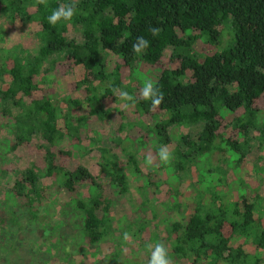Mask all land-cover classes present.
Returning <instances> with one entry per match:
<instances>
[{
	"label": "trees",
	"instance_id": "trees-1",
	"mask_svg": "<svg viewBox=\"0 0 264 264\" xmlns=\"http://www.w3.org/2000/svg\"><path fill=\"white\" fill-rule=\"evenodd\" d=\"M68 3L77 8L73 19L49 25L51 11ZM34 5L35 0H0L6 23L37 26L28 32L32 45L16 41L0 47V80L8 79L0 84V132L5 134L0 161L17 148L30 150L28 166L0 169V177L11 176L0 199V240L6 238L3 233L12 238L16 230L33 234L48 225L52 214L59 239L77 246L111 241L116 232L122 237L133 227L138 240L161 241L173 264H264V209L257 186L249 195L234 188L231 200L209 186L187 202L170 197L171 218L164 220L147 205L157 188L150 178L155 169L142 173L137 159L152 136L155 167L165 166L157 152L169 143L173 127H186L196 138L180 134L167 167L173 165L176 175L196 167L203 156L198 175L203 180L216 172L219 183L229 168L243 166L253 146L264 150V116L256 106L264 95V0H48L47 7ZM153 27L160 30L155 37ZM138 37L149 41L143 55L131 50ZM58 64H65L75 90L82 92L80 98L64 96V109L50 86ZM152 68H159L155 76L148 74ZM145 77L164 97L156 110L140 99ZM120 90L133 95L127 109L137 123L122 121L124 107L116 112L118 134L107 136L110 147H97L103 177L80 161L66 165L86 152L88 121L109 122L106 107ZM63 157L66 163H58ZM126 171L143 178L138 189L145 197L137 210L144 217H131L121 226L113 221L111 206L128 190ZM42 179L49 184L42 185ZM58 198L64 200L57 203ZM150 223L160 227L162 240L157 239L161 233L147 229ZM124 257L121 264H136ZM9 258L5 264H16Z\"/></svg>",
	"mask_w": 264,
	"mask_h": 264
},
{
	"label": "rangeland",
	"instance_id": "rangeland-1",
	"mask_svg": "<svg viewBox=\"0 0 264 264\" xmlns=\"http://www.w3.org/2000/svg\"><path fill=\"white\" fill-rule=\"evenodd\" d=\"M37 28L35 23L21 24L19 22H13L11 24L6 23L3 17L0 15V37L3 41L0 42V47L4 48L5 44L11 45L16 41L22 45H32L27 39L28 32L33 31ZM13 34H16L13 36ZM67 67L65 64H58L55 69L56 81L50 83L51 88L56 90V98L59 100V106L64 109L65 102L64 96H69L70 98H80L82 96L81 91H76L72 82V75L65 71ZM159 68H152L148 71L150 76H155ZM41 77V75H40ZM8 79L3 76L0 80L6 82ZM41 86H44L41 84ZM39 95L37 92L36 96ZM124 102L119 98L113 103L109 104L106 108L111 111V117L109 122L102 125V123L97 121H88V127L90 130H97L98 134H93L90 130L87 132V136L90 135V139H84V144L86 143V152L80 159H75L73 161H68L66 163V158H59L58 163L68 165L72 167L75 165L76 161H80L84 167H86L90 172L96 175V177H103L98 160V145L111 146L112 143L107 140L108 135L112 133L117 135L118 132L115 129V125L118 123L119 118L116 112L123 108ZM256 106L260 108L264 116V95L258 98ZM115 115V116H114ZM114 120V122H113ZM124 122L137 123V117L134 113H130V110L124 113ZM137 127V126H136ZM171 129V128H170ZM133 130V131H132ZM132 135H137L139 132L136 131L135 127L132 126ZM195 139L197 133L189 131L186 127H173L171 129V139L167 146L168 150L172 153V159L174 160V147L178 146V137L180 134L188 133ZM92 135V136H91ZM3 131L0 132V138L4 137ZM99 136L101 141L96 142V137ZM147 143L142 154L138 155V166L142 173L147 172V168H154V174L150 172L152 178L157 183V188L147 197L149 198L148 204L152 209L155 210L158 218L170 219L169 212L171 206V200L174 197L180 203L187 202L194 199L195 191L198 189H203L204 186L215 187L218 192L226 196L228 200H231L235 196L234 188L239 187V191H244L246 195L251 193V189H256V194L262 199V209H264V185L260 181V177L264 171V150L262 148L253 146L248 155L247 160H245L242 167L237 169L229 168L225 174V181L217 182L219 175L216 172L211 171L203 180L197 173L201 169L204 161L203 156L198 158L196 167L190 166L185 172L177 171L176 175L171 171L174 166L163 165L161 168H156L157 157L153 152V147L156 145L152 136H147ZM76 151V148H73ZM151 155L153 157V164L146 166V158ZM30 150L24 148H17L13 153H10L4 160L0 161V169L8 170L9 168L22 169L29 165ZM145 158V159H144ZM8 159V160H6ZM213 166L217 165V161L212 162ZM259 166V167H257ZM125 167V166H124ZM204 168V167H202ZM198 169V170H197ZM125 170H127L125 168ZM153 171V169L151 170ZM127 172V171H126ZM128 179V190L124 196H118L117 200L111 206V215L114 222H119L122 226L123 222H127L131 217L134 220L144 217L142 211L138 212V205L142 198L145 197L144 189L140 188V192L144 197L141 198L139 194V187L143 185V178L139 175L133 176L130 172H127ZM148 173V172H147ZM174 173V174H173ZM235 176H237L236 180ZM240 179H239V178ZM48 179H42V185L49 184ZM196 183V186L193 184ZM11 184L10 174H5L0 177V199L3 194V190ZM57 203H61L64 199H57ZM54 202V201H53ZM170 202V203H169ZM58 205H55L54 209H57ZM260 208V210H262ZM52 213V210H51ZM49 223L45 227L35 232H25L16 230L15 235L11 238L10 235H3L6 237L0 240V264H5L6 257H10V261L16 260V264H121L125 262L124 254L128 255V258L132 263L136 264H147V260L150 256L149 245H155L154 240H149L147 243L143 242L144 238L138 240V235L134 232L135 228L131 227L126 232L129 233L130 239L125 241L123 236L118 235V232L114 235V239L111 241L109 238H105L104 241L99 242L98 245H80L77 246L72 240L71 241H61L57 236L58 233L56 225H54V219L56 217L50 216ZM160 228V227H159ZM154 228L153 224H148L147 229L151 232L161 233L158 235L157 239H163L162 232L160 229ZM151 235V234H150ZM35 237V238H34ZM121 237V238H120ZM145 237V236H143ZM2 241V242H1ZM118 241V242H117ZM123 241V242H122ZM161 242V241H160ZM75 244V245H74ZM68 253V254H66ZM171 264H173L171 262Z\"/></svg>",
	"mask_w": 264,
	"mask_h": 264
},
{
	"label": "clouds",
	"instance_id": "clouds-1",
	"mask_svg": "<svg viewBox=\"0 0 264 264\" xmlns=\"http://www.w3.org/2000/svg\"><path fill=\"white\" fill-rule=\"evenodd\" d=\"M43 5L48 6V0H35L34 6ZM77 8L75 3H68L58 6L56 9L51 11V14L47 17V22L51 26H56L61 22H70L76 15ZM159 29L153 27L150 29L152 36H156L159 33ZM16 34H13V36ZM149 46V41L144 37H138L135 43L132 44V51L137 55H143ZM139 96L141 100L150 101L151 109L156 110L160 104L163 102V95L160 90L155 86V82L145 77L142 88L139 90ZM119 99L123 102V107L127 109L129 103L134 100L132 94L125 90L119 91ZM159 161L162 164H169L172 159V153L168 150L167 146H162L156 154ZM154 162L153 157L149 155L146 158V166L152 165ZM123 239L127 241L130 239L129 233L125 232L123 234ZM150 256L147 260V264H171V259L169 257V250L161 242L155 243V245H149Z\"/></svg>",
	"mask_w": 264,
	"mask_h": 264
}]
</instances>
